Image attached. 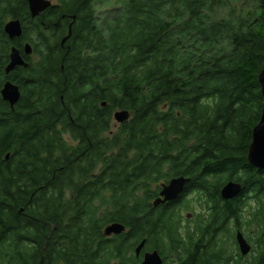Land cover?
Wrapping results in <instances>:
<instances>
[{"label":"trees","instance_id":"trees-1","mask_svg":"<svg viewBox=\"0 0 264 264\" xmlns=\"http://www.w3.org/2000/svg\"><path fill=\"white\" fill-rule=\"evenodd\" d=\"M25 40L39 59L7 77ZM263 70L264 0H57L35 19L0 0V91L21 90L14 110L0 94V263L138 264L135 246L165 226L168 244L146 246L183 264H264V171L248 162ZM118 110L131 118L113 130ZM180 176L209 211L188 246L176 208L151 204ZM230 181L244 191L225 201ZM112 223L129 234L105 240Z\"/></svg>","mask_w":264,"mask_h":264},{"label":"water","instance_id":"water-1","mask_svg":"<svg viewBox=\"0 0 264 264\" xmlns=\"http://www.w3.org/2000/svg\"><path fill=\"white\" fill-rule=\"evenodd\" d=\"M28 3L29 11L32 18L41 16L45 11L55 6L52 0H25ZM75 19V17H74ZM5 32L10 39L20 38L23 35V25L19 19H13L7 22L5 25ZM72 30L70 26L69 35L65 38L64 42L71 36ZM25 53L31 55L33 48L31 45L25 46ZM23 67L27 69L29 63L26 62L22 56V53L16 47L11 49L10 62L5 68V75L8 77L16 68ZM259 81L262 88V95L264 99V70L259 76ZM2 99L9 103L12 110L21 99L20 87L13 83L11 80H6L0 91ZM105 105V103H104ZM131 113L128 110H118L114 113V120L118 124H123L129 121ZM248 162L257 169L264 171V105L260 122L253 130L252 143L249 148ZM190 179L185 176L175 177L170 180L169 184L163 185L161 197L155 200L154 206L157 207L163 203L172 202L177 200L185 191L187 184ZM243 192V186L241 183L230 181L228 182L221 191V196L225 200H232ZM126 230V227L120 223H112L104 229L105 235L121 234ZM238 244L240 251L243 256L250 254L252 247L247 242L241 232L237 235ZM145 242H143L137 252L138 254L142 251ZM163 261L159 253H148L145 256L143 264H162Z\"/></svg>","mask_w":264,"mask_h":264},{"label":"flooded vegetation","instance_id":"flooded-vegetation-1","mask_svg":"<svg viewBox=\"0 0 264 264\" xmlns=\"http://www.w3.org/2000/svg\"><path fill=\"white\" fill-rule=\"evenodd\" d=\"M57 5H55L54 7H56ZM52 7V8H54ZM49 10V9H48ZM35 19V18H33ZM21 38V37H20ZM19 39V38H17ZM64 43V42H63ZM31 45L32 48H33V52L31 55H27L25 53V46L26 45ZM13 47H16L17 49H19L22 53V56L24 58V60L28 63H34V60H38L39 59V56L36 54V51H35V47H34V44L31 43L30 41H24L23 45H22V48H18L17 46H13ZM12 47V48H13ZM11 48V49H12ZM11 53V51H10ZM9 62H10V57H9ZM8 62V64H9ZM20 68V67H18ZM18 68H16L15 70H18ZM23 68V67H22ZM14 70V71H15ZM13 71V72H14ZM6 80H11V79H6ZM5 80V81H6ZM12 81V80H11ZM13 82V81H12ZM14 83V82H13ZM9 104V103H8ZM10 105V104H9ZM11 108V106H10ZM12 109V108H11ZM9 156H7L6 159H8ZM173 179V178H172ZM170 180L168 182H165L163 183L162 185H160V191L158 193V196H156L151 204H152V209L153 210H156L158 208H162V207H165L167 206V208H170V209H166L164 210V212H167V213H170V211L173 210V208H176V214H177V218L175 219V217H173V220L175 219V222L178 224L176 226V231L179 235V237L182 238V240L185 242V245L184 246H188L190 244V238L192 237L193 239L197 236L196 234L198 233L199 229L202 228L203 226V223L205 222L206 220V216L207 214L209 213V211L206 212V210L200 205V198L197 199V193L196 192H187L188 190V186L190 185V182L187 184L186 186V189L184 191V193L175 201H172V202H167V203H163L157 207L154 206V202L155 200H157L158 198L161 197V192L163 190V185H167L169 184ZM239 183V182H238ZM227 184V183H226ZM225 184V185H226ZM224 185V186H225ZM243 186V185H242ZM222 191V189H221ZM243 191H244V187H243ZM243 193V192H242ZM241 193V195H242ZM241 195H239L238 197L232 199V200H235L237 198H239ZM222 198V196H221ZM182 199L181 202H179L180 200ZM223 199V198H222ZM225 200V199H223ZM232 200H225V201H232ZM181 203V204H179ZM178 213H179V216H178ZM187 214V215H185ZM201 217V218H200ZM201 220V221H200ZM204 227V226H203ZM231 228L232 229H235V226L234 225H231ZM170 231H171V228L169 227H165V226H162L161 228H159L158 231H156L155 229H153V231H151V233L147 234V236H145L142 240H140L138 242V244L135 246V249H134V253H135V260L137 261L138 264H143L144 263V260H145V256L148 254V253H159L163 263L162 264H183L178 255L177 254H174V253H170L168 254V256L162 254L158 249L157 247H147L146 244H147V241H151L152 243L154 242H159L160 241V245L161 247H164V245L168 244V242L170 241ZM129 230L126 228V230L121 233V234H112V235H105L104 233V230H103V233H104V237H105V240L109 241V240H115V238H117L118 236H122L124 234H129ZM241 232L243 234V236L245 237V239L247 240V242L249 243L248 241V235L243 231V230H237L235 229L234 233H233V238H234V249L235 251L237 249H239V252L241 254V256L244 258V259H248L246 261H251L252 260V254L254 251H253V248L250 252V254H248L247 256H243L241 251H240V247H239V244H238V240H237V235L238 233ZM145 242V245L142 249V251L138 254L137 250L139 248V246ZM231 243V242H230ZM233 244V243H232ZM250 244V243H249ZM236 245H237V249H236ZM251 245V244H250ZM252 247V245H251ZM108 244H107V247H106V250L108 249ZM180 252H183V248L181 249ZM228 253H229V248H228ZM174 254V255H173ZM9 255H11V253L9 252ZM250 258V259H249ZM11 259V258H10ZM12 262H14V259H11V263H7V264H12ZM0 264H3V263H0ZM184 264H188V261H186V263ZM195 264H198L197 262ZM208 264V263H207Z\"/></svg>","mask_w":264,"mask_h":264},{"label":"rangeland","instance_id":"rangeland-1","mask_svg":"<svg viewBox=\"0 0 264 264\" xmlns=\"http://www.w3.org/2000/svg\"><path fill=\"white\" fill-rule=\"evenodd\" d=\"M52 2H53L55 5H57V0H52ZM104 10L107 11V10H110V8L105 7ZM116 125H117V123L114 121L113 130L116 129V127H117ZM66 139H67L69 142H72V140H71V138H70L69 135L66 136ZM195 197H197V199H198V196H195ZM185 215H187V214H185ZM228 248H229V247H228ZM230 252H231V250H230ZM252 254H254V252H253ZM249 259H250V258H249ZM244 260L246 261V260H248V259H244Z\"/></svg>","mask_w":264,"mask_h":264},{"label":"bare ground","instance_id":"bare-ground-1","mask_svg":"<svg viewBox=\"0 0 264 264\" xmlns=\"http://www.w3.org/2000/svg\"><path fill=\"white\" fill-rule=\"evenodd\" d=\"M31 15V14H30ZM201 218V217H200ZM201 221V220H200Z\"/></svg>","mask_w":264,"mask_h":264}]
</instances>
